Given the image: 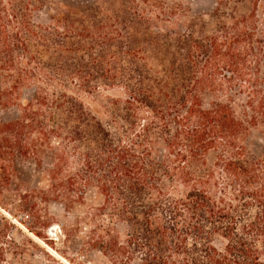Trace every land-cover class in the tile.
<instances>
[{"label":"trees","instance_id":"16d2710c","mask_svg":"<svg viewBox=\"0 0 264 264\" xmlns=\"http://www.w3.org/2000/svg\"><path fill=\"white\" fill-rule=\"evenodd\" d=\"M53 4L0 0V96L32 92L0 121V171L31 161L47 182L22 208L80 212L111 264H264V159L243 144L264 98L237 110L229 94L261 67L264 0H215L211 32L165 30L177 14L163 0H96L40 24ZM109 90L103 115L80 98Z\"/></svg>","mask_w":264,"mask_h":264},{"label":"rangeland","instance_id":"374dc122","mask_svg":"<svg viewBox=\"0 0 264 264\" xmlns=\"http://www.w3.org/2000/svg\"><path fill=\"white\" fill-rule=\"evenodd\" d=\"M167 9L177 14L172 23H164L165 30L185 31L189 22L200 21L212 31L211 18L215 0H163ZM96 0H53V5L38 15L37 21L49 25L57 13L83 15ZM260 30L264 37V12L260 14ZM157 30V29H156ZM251 68V64L249 65ZM246 80L238 81L234 93L238 105L249 100L264 98V58L255 75L246 71ZM226 78L221 76V80ZM0 78V89L7 88ZM240 90L241 93H238ZM256 92H260L259 97ZM32 92L25 90L22 96H0V121L7 122L18 116L17 105L32 98ZM116 91H103L99 96L82 94L80 98L91 109L104 112V103L109 97L118 96ZM205 103L216 100L228 102V97L206 94ZM8 102L11 105L6 106ZM244 146L254 155L264 159V124L253 128L243 140ZM0 171V264H111L100 253L91 249L89 236L84 225L77 224L80 212L67 214L58 204H39L33 210L22 208L24 196L47 186L44 174L31 161L17 160L7 164L5 175ZM98 205L94 191H91L82 210ZM47 226V227H44ZM64 228V230H62ZM116 232L126 233V226L118 224ZM34 232V233H33ZM39 234V235H37Z\"/></svg>","mask_w":264,"mask_h":264}]
</instances>
